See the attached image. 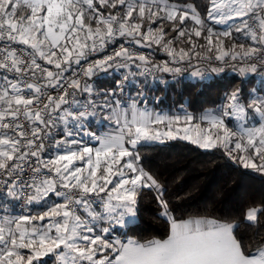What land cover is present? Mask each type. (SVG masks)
<instances>
[{
    "label": "snow or ice",
    "instance_id": "obj_1",
    "mask_svg": "<svg viewBox=\"0 0 264 264\" xmlns=\"http://www.w3.org/2000/svg\"><path fill=\"white\" fill-rule=\"evenodd\" d=\"M207 21L225 30L217 32ZM233 32L251 43L226 47ZM202 36L207 46L199 52L193 37ZM117 40L123 42L113 54L66 75ZM185 41L191 47L177 48ZM133 45H155L170 62L153 63ZM213 51L216 61H240L241 76L256 73L258 65L250 61L264 64V0H208L205 17L191 4L170 0H0V264H264V239L246 247L233 223L177 221L160 197V215L170 225L165 238L125 242L111 235L134 222L141 187L160 188L137 167L134 150L141 142L179 135L230 156L238 150L244 167L264 171V97L245 105L237 89L198 118L142 108L135 98L125 104L114 91L102 103L77 98L93 92L81 75L91 78L113 65L134 66L145 78L179 73L170 65L194 56L210 61ZM203 75L198 68L192 72ZM99 114L110 130H91L89 122ZM261 211L247 209L245 220L256 223Z\"/></svg>",
    "mask_w": 264,
    "mask_h": 264
},
{
    "label": "trees",
    "instance_id": "obj_2",
    "mask_svg": "<svg viewBox=\"0 0 264 264\" xmlns=\"http://www.w3.org/2000/svg\"><path fill=\"white\" fill-rule=\"evenodd\" d=\"M180 6L191 4L202 17L206 16L208 0H170ZM215 31L223 30L219 25L207 21ZM192 21H187L191 26ZM170 35L171 25L166 24ZM206 35V32L204 33ZM196 51L203 52L200 45H205L202 37H193ZM251 41L243 35L233 32L231 39H225V46L231 47ZM179 47H191L177 43ZM157 51H160L153 46ZM213 51L209 55H215ZM130 71H134L133 68ZM130 73V72H129ZM125 69L110 68L92 79L94 98L102 103L106 93L115 92V97L128 98L133 92L143 93L146 103L169 115L187 109L194 116L204 109L214 108L222 101L224 94L239 89V95L251 84L237 74L224 73L210 76L208 80H191L185 76L159 74L152 78H142L135 72L133 78L138 84L131 83ZM125 76L128 77L125 80ZM122 89V90H121ZM246 96V95H245ZM124 98V97H123ZM97 121H101L97 123ZM103 114L90 121L91 129H105ZM90 146L93 143H88ZM139 155L137 165L150 174L160 186L141 187L137 196V211L134 222L124 228H116L113 237H130L140 242L150 239H163L169 230L168 220L161 216L163 211L160 199L168 205L169 213L176 219L205 217L236 225L234 234L242 239L247 247L253 240L264 239V211L258 214L256 223L245 220L247 209H264V173L242 167L228 156L221 147L202 149L186 140L171 139L162 142H141L134 150ZM160 197V199H158ZM53 199H55L53 197Z\"/></svg>",
    "mask_w": 264,
    "mask_h": 264
},
{
    "label": "built area",
    "instance_id": "obj_3",
    "mask_svg": "<svg viewBox=\"0 0 264 264\" xmlns=\"http://www.w3.org/2000/svg\"><path fill=\"white\" fill-rule=\"evenodd\" d=\"M123 41L121 40H117L114 44L109 45L103 52H97V53H93L88 61L81 63V65H73V68L71 71H69L66 75L68 77L72 76V71H76V72H82V68L83 67H87L88 63H91L93 61H95L96 59H102L104 56L106 55H111L114 53V51L118 50L120 47V44ZM132 50L136 51V52H140L143 53L145 55H147L150 60L153 63H161V62H165V61H169L170 62V58L163 52V51H157L154 47L152 48H139L135 45L132 46ZM261 57H264V52L259 54ZM212 59L206 60V59H197L195 56L193 57V59L189 62V61H184L182 63L179 64H171L170 66L173 67H180L181 68V72L179 73H164V72H153L152 74L148 75L147 78H152L155 77L159 74H173V75H179V76H186L189 73H192L193 71H195L197 68L201 70V72L204 73L203 76H196L197 79H203V80H208L210 78V76H218V75H222L224 73L227 74H237L239 75L243 80H247L250 78H256V79H264V64H260V62L258 60H253L250 61L251 63H256L258 65L257 68V72L256 73H248L244 76H241L239 73V67L241 66L240 61H231V60H226L225 62H220V61H216L215 60V55H211ZM211 67H223L224 71L223 72H219V73H213L211 72ZM112 68H117L115 65H113ZM131 68H133L134 72H138V70L132 66ZM110 69V68H109ZM119 69H125V68H119ZM108 70V69H107ZM125 70H129V69H125ZM105 71H96L91 78H85L81 75V80L82 83L86 82L87 84L92 86V79L94 76L99 75L101 73H103ZM139 75V74H138ZM142 78H145L144 76L139 75ZM93 89V87H92ZM90 98V99H94V91L92 92V96L88 97L87 93H80L77 95V98Z\"/></svg>",
    "mask_w": 264,
    "mask_h": 264
},
{
    "label": "rangeland",
    "instance_id": "obj_4",
    "mask_svg": "<svg viewBox=\"0 0 264 264\" xmlns=\"http://www.w3.org/2000/svg\"><path fill=\"white\" fill-rule=\"evenodd\" d=\"M218 25V24H217ZM220 27H222V29L223 30H225V26L224 25H219ZM154 46V45H153ZM130 72V73H129ZM126 73H129V75H130V81H131V83H134L135 85L136 84H138V80L137 79H135V78H133L132 76H133V74L135 73L134 71H130V70H126ZM186 78H188V79H191V80H195V79H197V77H194V76H192V73H189V74H187L186 76H185ZM248 80V79H247ZM259 80V79H258ZM258 80H255V81H253V83L252 84H250L249 85V88L246 90V91H244V92H242L243 93V95H241V97H240V100H241V102L242 103H244L245 105H247V103L251 100V99H253V98H258V97H264V84H260V81H258ZM122 90V89H121ZM233 91H236V89L235 90H233ZM232 90H231V92H228V93H225L224 94V97H223V99H222V101L220 102V104H218L216 107H214V108H209V109H216V108H218L223 102H224V100H225V98H226V96L227 95H229V94H231L232 92H233ZM241 92V91H240ZM128 92H124V98L122 97H114V99H119L122 103H128V102H130L131 101V99H133V98H135L136 100H137V102H138V105L140 106V107H147V108H149V109H151V110H153V111H155V112H159V113H161V114H167L165 111H159V110H156L155 108H153L151 105H148L147 103H146V97H145V95L144 94H142V96H138L137 95V91H135V92H133V94H132V97L131 98H128V94H127ZM246 95V96H245ZM209 109H204V110H202V111H200L198 114H196L195 115V117H200V115L201 114H203L206 110H209ZM191 114V112L190 111H187V109H180V111H179V113H176V114H173V115H170V116H175V115H181V116H183L184 114ZM249 113H250V115H255L254 113H251V110H249ZM167 115H169V114H167ZM191 115H193V114H191ZM194 116V115H193ZM256 119H258V117H256ZM107 121L105 122V125H107ZM228 123H229V126L230 127H232V126H234V124H235V122L234 121H231V120H229L228 121ZM104 125V126H105ZM175 127H177V126H175L174 125V130H175ZM179 127H183V124H181V125H179ZM92 131H95V130H93V129H91ZM108 130H110V129H108V128H106L105 127V129L103 130V131H108ZM195 133H193V135H194ZM180 135H183V133H180ZM77 139H83L84 140V142L85 143H93L94 144V142L89 138V137H81V136H77L76 137ZM176 139H179V140H184V139H180L179 138V135L177 136V138ZM168 140H171V139H168V138H164L162 141H168ZM162 141H149V142H162ZM186 141H188V142H190L189 140H186ZM89 145V144H88ZM194 145H196V144H194ZM198 146V145H197ZM231 148H234V144H232L231 146H230ZM202 149H204V148H202ZM223 150H224V152L228 155V153L225 151V149L224 148H222ZM250 152H251V150H249ZM240 155H244V153H241V152H239L238 150L237 151H234V152H232V155L230 156V155H228V156H230L231 157V159H233V157H236V159H233L236 163H238V164H240L242 167H244L243 166V164L240 162V160H239V156ZM255 161L257 162V164H260V160L258 159V158H256L255 159ZM254 161V162H255ZM255 162V163H256ZM78 166H79V162H78ZM137 167H138V165H137ZM139 168V167H138ZM244 168H246V167H244ZM247 169H250V170H255V171H257L256 169H253V168H251V167H248ZM257 172H262V173H264V171H257ZM164 217V216H163ZM166 218V217H165ZM189 218H205V217H188V218H185V219H180V220H177V221H181V220H187V219H189ZM167 219V218H166ZM207 219H209V218H207ZM169 223V222H168ZM169 227H170V225H169ZM120 239V238H119ZM128 239H132V238H130V237H127L126 239H121L122 241H127Z\"/></svg>",
    "mask_w": 264,
    "mask_h": 264
},
{
    "label": "crops",
    "instance_id": "obj_5",
    "mask_svg": "<svg viewBox=\"0 0 264 264\" xmlns=\"http://www.w3.org/2000/svg\"><path fill=\"white\" fill-rule=\"evenodd\" d=\"M258 80L256 78H250L248 80H244V81H249L251 84L253 83V81ZM258 81H260V84H264V79H259ZM255 161V160H254ZM256 162V161H255ZM257 163V162H256Z\"/></svg>",
    "mask_w": 264,
    "mask_h": 264
}]
</instances>
